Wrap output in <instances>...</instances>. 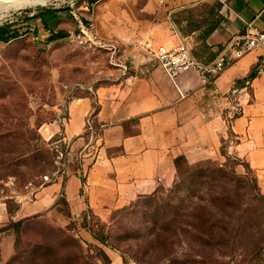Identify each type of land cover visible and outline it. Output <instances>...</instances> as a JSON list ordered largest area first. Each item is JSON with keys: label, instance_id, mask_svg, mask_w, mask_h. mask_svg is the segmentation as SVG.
Masks as SVG:
<instances>
[{"label": "crops", "instance_id": "crops-1", "mask_svg": "<svg viewBox=\"0 0 264 264\" xmlns=\"http://www.w3.org/2000/svg\"><path fill=\"white\" fill-rule=\"evenodd\" d=\"M201 3L146 0L142 11L152 18L137 23L136 30L160 43H188L192 36L181 33L172 14ZM208 3L220 4L212 19L218 26L206 40L216 56L246 33V22L264 30V0ZM127 52L133 58L131 73L74 96L59 121L41 128L45 139L70 145L68 173L34 190L32 199L19 197L13 215L0 200V264L15 252L14 234L4 231L11 220L44 217L64 196L72 219L89 207L108 221L115 210L139 197L161 186L171 187L177 180V157L184 156L190 163L222 158L223 139L228 141V154L250 165L264 192V78L257 73L262 51L235 59L206 85L195 70L174 82L148 53L133 48ZM94 104L98 106L95 116ZM111 264H122L121 257L115 254Z\"/></svg>", "mask_w": 264, "mask_h": 264}, {"label": "rangeland", "instance_id": "rangeland-1", "mask_svg": "<svg viewBox=\"0 0 264 264\" xmlns=\"http://www.w3.org/2000/svg\"><path fill=\"white\" fill-rule=\"evenodd\" d=\"M145 5L146 0H50L47 6L5 11L11 16L9 22H13V28L23 33L18 40L0 42V200L9 203L10 209L18 206L19 197L27 195L32 199L34 190L61 173L52 145L56 138L45 139L41 128L59 121L74 96L117 80L124 71L132 72L133 58L127 52V48L132 47L125 44V37L138 29L137 23L140 25L152 18L142 11ZM47 8L60 9L53 17L47 15V24L40 18H31ZM188 8H193L195 20L203 21L202 28L210 22L206 7L196 4ZM217 14L216 11L213 18ZM182 28L184 36H192L187 40L190 46L198 48L200 32L189 33L186 21L182 22ZM51 30H65L68 36L50 41ZM221 153L222 158L203 160L228 164L227 170L246 174V161L239 159L237 164L231 165L227 155L222 150ZM161 187L165 191L171 188ZM143 200L138 198L131 205L115 210L108 221L94 211L89 215L95 230L100 228L97 225L100 218L112 224L116 236L124 237L114 243L115 249L103 246L81 226L84 213L74 220L68 216V207L60 202L40 218L41 226L21 230L14 254L20 252L27 256L34 238L47 233L43 226L66 228L73 220L84 246L88 243L103 246L111 261L115 254L121 257L122 264H181V260L193 255L199 257L198 247L194 250L196 245L190 240L176 234L172 236V231L151 233L153 214L149 206H142ZM248 217L241 223L245 232L239 240L251 249L261 242L263 246L264 231L254 214L249 220ZM219 224L217 222L220 227ZM14 236L16 240L15 233ZM244 253L240 255L225 248L213 258L218 264H239L245 259ZM98 264L103 263L98 261Z\"/></svg>", "mask_w": 264, "mask_h": 264}, {"label": "trees", "instance_id": "trees-1", "mask_svg": "<svg viewBox=\"0 0 264 264\" xmlns=\"http://www.w3.org/2000/svg\"><path fill=\"white\" fill-rule=\"evenodd\" d=\"M201 5L207 8L210 16V22L204 28H202L203 21L195 20L193 8L184 7L176 11L172 14V21L181 33L184 31L182 28L184 21L187 22L189 33L201 30L199 47L192 48V52L200 62L209 63L217 56L211 51L206 40L218 26V23L212 20V15L216 12L217 5L220 6V4L212 5L202 2ZM59 10V8H47L37 11L31 18H40L47 24V15L53 17ZM12 23L6 22L0 25L1 43H10L23 36L18 28H13ZM67 36L68 32L65 30L57 32L51 30L49 40L56 41ZM254 76V73L250 74V77ZM94 108L93 115L95 116L98 106L94 104ZM93 126L98 128L97 122L94 121ZM84 134L87 135L88 131ZM227 145L228 141L223 139L222 152L227 155V161L231 165L232 163L237 164L240 158H232L226 152ZM175 165L177 180L170 189L165 191L159 187L153 193L139 197L144 199L142 206H149L153 214L151 233L161 234L172 231V236L176 234L177 237H184L196 245L194 250L197 251L198 247L199 257L193 255L185 261L181 260V264H218L213 257L225 248L240 255L246 251L245 259H241L239 264H264L262 242L251 249L239 240L245 232L241 223L246 221L249 214L248 220L254 214L257 224L264 231V193L250 165L248 164L244 175L235 170H227L228 164L214 160H202L191 164L184 156H180L175 159ZM60 202L68 207V216L71 217L67 199L63 196L57 204ZM7 206L10 215L18 209V206L13 210L10 209L9 203ZM259 211H261L260 214L257 213ZM91 213L93 210L88 207L84 212L81 226L103 246L115 249L114 243L124 237L116 236L112 224L102 222L100 218H97V225L100 228L95 230L88 219ZM41 217L37 215L19 222L11 220L4 231L9 230L16 234V244L19 242L18 237L24 227L33 230L38 225L41 226ZM217 222L220 223V227ZM76 225L77 223L72 220L66 228L49 227L46 229L43 226L47 233H40L34 238L27 256H22L20 252H17L10 258L8 264H98V261L111 264V258L103 246H95L91 243H88L87 247L84 246V240L77 235Z\"/></svg>", "mask_w": 264, "mask_h": 264}, {"label": "built area", "instance_id": "built-area-1", "mask_svg": "<svg viewBox=\"0 0 264 264\" xmlns=\"http://www.w3.org/2000/svg\"><path fill=\"white\" fill-rule=\"evenodd\" d=\"M202 2H220L225 0H201ZM247 31L244 35L232 39L223 49L220 50L216 59L209 63L200 62L192 52V46L187 42L168 45L157 42L149 35H141L135 30L131 35L125 37V44L140 52L148 53L153 60L157 61L167 76L175 82L182 74L195 70L200 75L202 85L212 82L226 67L235 59H239L246 53L253 50H261L262 58L258 66V76L264 78V30L259 29L252 22H246ZM126 74V71L123 72ZM90 126L91 122L89 121ZM92 130V127H90ZM56 151L57 163L60 165V172L57 176H65L68 173V142L56 139L52 142Z\"/></svg>", "mask_w": 264, "mask_h": 264}, {"label": "bare ground", "instance_id": "bare-ground-1", "mask_svg": "<svg viewBox=\"0 0 264 264\" xmlns=\"http://www.w3.org/2000/svg\"><path fill=\"white\" fill-rule=\"evenodd\" d=\"M49 2L50 0H20L19 5L15 6V8L17 9V8H23V7L28 8V7H34V6H45V5L47 6ZM12 8L13 7H10L9 4L7 3V0H5V2L3 3H0V12H5Z\"/></svg>", "mask_w": 264, "mask_h": 264}, {"label": "clouds", "instance_id": "clouds-1", "mask_svg": "<svg viewBox=\"0 0 264 264\" xmlns=\"http://www.w3.org/2000/svg\"><path fill=\"white\" fill-rule=\"evenodd\" d=\"M5 2V0H0V3ZM7 3L10 7L15 8V6L19 5L20 0H7ZM11 20V16L7 14V12H0V25L5 22H9Z\"/></svg>", "mask_w": 264, "mask_h": 264}]
</instances>
